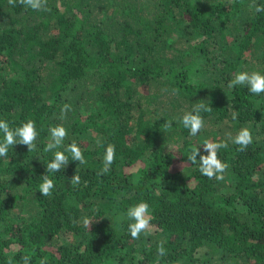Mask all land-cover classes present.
I'll use <instances>...</instances> for the list:
<instances>
[{"label": "trees", "instance_id": "trees-1", "mask_svg": "<svg viewBox=\"0 0 264 264\" xmlns=\"http://www.w3.org/2000/svg\"><path fill=\"white\" fill-rule=\"evenodd\" d=\"M254 5L264 0H47L41 11L0 0V119L38 131L34 151L0 157V264H264V93L229 87L239 71L264 72ZM201 102L211 111L191 136L178 118ZM58 124L86 163L48 173L45 197ZM241 127L253 136L244 151L228 138ZM206 140H228L223 180L187 160ZM108 143L114 163L97 175ZM141 200L152 228L133 239L127 209Z\"/></svg>", "mask_w": 264, "mask_h": 264}, {"label": "clouds", "instance_id": "clouds-1", "mask_svg": "<svg viewBox=\"0 0 264 264\" xmlns=\"http://www.w3.org/2000/svg\"><path fill=\"white\" fill-rule=\"evenodd\" d=\"M16 3L17 0H8L9 5L15 6ZM19 3L32 10H47V0H19ZM254 7L257 13L264 12V6L254 5ZM236 86H246L248 91L255 95L264 93V72L239 71L229 82V87L234 88ZM70 110L71 105L64 104L61 108V118H65L67 112ZM208 111H211V106L208 104L204 102L194 104L191 110L185 111L182 117L178 118V122L182 123L183 127L189 130L191 136H196L205 127V121L201 113ZM172 123V120H168L165 122V125L170 128ZM49 132L51 139L44 147V151L53 152V157L46 164V173L42 175V182L38 186L39 192L45 197L51 196L55 188L54 180L50 178L48 173L60 172L68 165L70 159L79 164L86 163L82 149L75 140L68 145H64V140L68 136V130L64 125L58 124L52 126ZM0 134L3 137L0 140V157H7L8 149L10 147L13 148L16 144L26 145L28 152L34 151L37 147L36 140L38 131L34 120L29 119L26 122H22L20 126L12 128L6 120L0 119ZM228 138L233 144L239 146L238 150L240 151L246 150L253 142L251 130L247 127H241L234 136L229 134ZM96 142L100 144L102 140L98 138ZM202 145L207 154L199 155V159H197L200 146L193 147L187 156V160L192 164L198 163L201 175L208 179L223 180L228 166L220 159L218 153L220 150L228 148V140H206ZM66 152L70 153V157L65 154ZM115 154V145L108 143L103 156V165L97 172V175L106 174L111 170V165L115 160ZM80 182L81 178L78 174H74L70 178V183L73 186L79 185ZM127 217L131 221L128 230L133 239H139L142 233L150 234L151 213L147 202L141 200L129 206L127 209ZM73 223H76V221L74 220ZM92 223L93 221L87 217L82 220L83 227L86 229H90ZM157 253L160 257L166 255L163 241L158 243ZM22 261L23 264H31V257L24 255ZM40 264H47V262L42 259Z\"/></svg>", "mask_w": 264, "mask_h": 264}, {"label": "rangeland", "instance_id": "rangeland-1", "mask_svg": "<svg viewBox=\"0 0 264 264\" xmlns=\"http://www.w3.org/2000/svg\"><path fill=\"white\" fill-rule=\"evenodd\" d=\"M195 143L199 144V142H195ZM180 145H181L180 142H175V143L172 142L170 147L173 150H178V148L180 147ZM179 164H181V163H179Z\"/></svg>", "mask_w": 264, "mask_h": 264}]
</instances>
